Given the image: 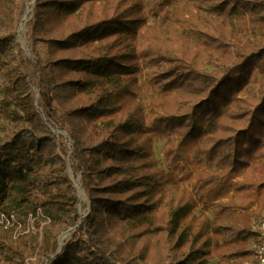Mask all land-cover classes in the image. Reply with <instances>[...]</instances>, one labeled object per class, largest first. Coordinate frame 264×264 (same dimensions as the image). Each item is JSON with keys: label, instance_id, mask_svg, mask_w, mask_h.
<instances>
[{"label": "trees", "instance_id": "16d2710c", "mask_svg": "<svg viewBox=\"0 0 264 264\" xmlns=\"http://www.w3.org/2000/svg\"><path fill=\"white\" fill-rule=\"evenodd\" d=\"M26 1L0 0V74L11 47L22 81L28 74L17 25ZM175 1L155 0L154 26L135 0L35 1L27 27L47 112L32 89L17 96L16 108L2 105L0 212L46 218L36 219L38 232L16 238L3 228L0 264H209L212 256L248 264L258 237L250 208L264 197V39L243 44L237 32L194 12L243 17L245 31L264 35V0H182L191 17L169 10ZM173 22L188 36L172 31ZM142 87L148 112L137 100ZM50 121L72 142V167L91 204L82 220L64 173L63 136ZM156 138H166V169L152 160ZM213 164L226 169L222 177ZM180 184L166 200L167 187ZM196 207L216 208L208 230L198 222L192 229Z\"/></svg>", "mask_w": 264, "mask_h": 264}, {"label": "rangeland", "instance_id": "374dc122", "mask_svg": "<svg viewBox=\"0 0 264 264\" xmlns=\"http://www.w3.org/2000/svg\"><path fill=\"white\" fill-rule=\"evenodd\" d=\"M35 1L36 0L26 1L25 12L17 25V33H18L17 41L20 44L21 48L23 49L25 57H26V63L24 65V70L27 72L28 78L25 81H22L20 78L16 79L15 72L14 70H12L16 64L13 62V58H12V55L14 52L13 48L8 47L2 52V55H1L3 57V61L5 64H4V67L2 68V73L0 74V136L4 135V131L1 126L4 125V121H5L2 116L3 114L2 105H4L5 101H11L12 103H15L14 106L12 107L16 108L18 106L17 101H16L17 96H21L24 94L27 95V93H29L31 89L33 91L34 103L36 107L40 109L43 116H46L47 110L45 106L43 105V101L41 99L40 90L38 86V75L35 70V62L37 60V56L33 51V44L29 37L28 27H27V24L29 20L31 19V16L34 11ZM135 2L137 3V6H138L137 7L138 15L143 18H147L148 23L154 26L155 17L151 14V10L155 6V0H135ZM168 9L176 12L177 14L181 16H185V17L192 16V14H186L187 8L182 0H176L174 3L168 6ZM194 13L198 14V16L202 15L208 21L212 22L214 26L221 27L222 25L226 29H232L234 32H237L238 36H241L244 38L243 44L248 41L249 42H257V41L260 42L261 40L264 39L263 32L260 29L250 27L248 32L245 31L244 27L242 26L243 17H238V18H233V19H227V18L220 19L219 17H216L215 15H211L207 12L200 13L198 11H195ZM170 28L172 31L177 30L181 34L182 37L188 36V33H189L188 30L186 28H183L180 25H177L174 22L170 25ZM37 48L40 51V57L42 59H46L47 58L46 45L43 43H40L37 46ZM230 58L231 56L226 57V59H230ZM201 61L204 64V68L207 71L213 70V67L210 64L204 63L205 59ZM6 62L9 64H6ZM259 76L261 77V74ZM139 80L140 82L142 81V74H139ZM137 100L140 101L144 106H146L147 112H148V106L150 105L149 92L144 87H142V91L140 92V95L138 96ZM48 126L50 127L51 131L55 135H57L59 138L63 136V138H61V141L63 143V146L66 148L68 152V155L66 156L68 164L65 167L64 173L73 180L76 186L77 193L79 196V201H80L79 202L80 220H82L89 213L91 204H90L88 195L86 193V190L84 189L82 185L81 173L79 171H76L72 167L73 160L71 156H72L73 147L71 146L72 145L71 139L67 131L59 128L56 122L50 121L48 123ZM153 145H154V153L152 156V160L155 162V164L158 167L166 169L167 162H166V158L164 155L166 138H156ZM259 161L260 163L264 164V158H260ZM203 166H204L203 168H205L207 165H203ZM212 170L213 172H216L219 176L221 175L220 177H222V175H224V173L226 172V169L222 168V166L218 164H213ZM243 179L244 177L242 174H240L239 176L235 178V180L238 182L242 181ZM184 185L185 184H180L179 186H172V185L168 186L167 187L168 192L166 191L164 193L166 196V200H169L171 198H176L178 190L183 189ZM263 202H264V197L261 198V201L255 202L251 206L250 210L252 212H257V213H251L250 215L251 224H253L254 218L258 219L264 214V207L261 208V204ZM194 210H195L194 212L196 214V217L191 220L190 224H191L192 229L198 230V224H197L198 222L199 224L208 225L207 226V230H208L209 225L213 222L215 218L216 208H208L207 210H204V209L196 207V209ZM202 213L207 214V219L206 218L201 219L200 217L198 218V216H200ZM29 216L27 218H25V216H21L20 218L19 216L16 215L17 219L21 221L23 225L33 221V227L26 226L25 229L24 227L22 228L14 227L15 225L4 226L0 220V236L3 233L4 229L6 230V228L11 230L14 238L24 233L38 232V229L36 228V219H40V218L44 219L46 218V216L43 215L42 213L37 214V216L32 217V219H29ZM48 221L49 220L45 222H48ZM187 224H188V221L185 222V226ZM73 232H74V228L70 227L60 234L59 239H58V251H61L63 246L66 245L68 240L71 238ZM251 248H253V241L251 242ZM253 257H254V254L248 261V264L252 261ZM209 264H227V262L220 260L217 256H212L209 260Z\"/></svg>", "mask_w": 264, "mask_h": 264}, {"label": "built area", "instance_id": "2783aa9c", "mask_svg": "<svg viewBox=\"0 0 264 264\" xmlns=\"http://www.w3.org/2000/svg\"><path fill=\"white\" fill-rule=\"evenodd\" d=\"M32 217L34 216L30 215L29 219ZM0 220L4 226L15 225L14 227H24V229L26 226L33 227V221L23 225L15 213L8 215L5 212H0ZM253 227L258 232V237L253 241L254 257L249 264H264V214L258 219H253Z\"/></svg>", "mask_w": 264, "mask_h": 264}]
</instances>
